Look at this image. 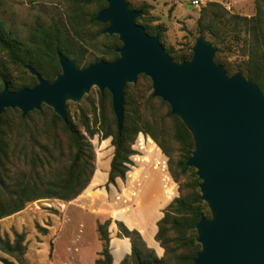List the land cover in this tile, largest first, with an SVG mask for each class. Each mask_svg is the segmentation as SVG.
Returning <instances> with one entry per match:
<instances>
[{
    "label": "trees",
    "instance_id": "1",
    "mask_svg": "<svg viewBox=\"0 0 264 264\" xmlns=\"http://www.w3.org/2000/svg\"><path fill=\"white\" fill-rule=\"evenodd\" d=\"M67 1L71 10L65 15L64 21H52L46 25L36 22L22 38L5 28L0 20V53L5 58L4 61L0 60V90L4 84L10 91L32 86L36 80L26 70V65L31 66L42 78L52 79L59 72L56 52L72 59L80 67L98 60L110 61L117 56L114 52V48L120 44L117 37L102 34L105 23L94 20L96 12L106 3L103 0ZM258 3H262L264 8V0H255V15L244 17L229 14L216 2H208L196 18L195 35L203 36V32H208L210 42L216 47L212 60L228 74L226 66L217 57L220 45L227 40L229 43H240L239 36H242L240 39L243 41L245 58L235 65L233 72L239 70L264 93V9H259ZM90 4H93V9L88 12L87 6ZM128 7L140 10L141 14L135 18V22L148 35H157L163 50L173 61L188 60L191 43L180 44L177 48L165 47L162 40L165 26L148 12L149 5L140 3L132 8L128 4ZM91 27L96 28L93 34L90 33ZM96 36L106 42L97 55L87 56L84 44L88 37ZM10 66L21 71L18 76H11ZM138 77L147 81L150 90L149 79L142 74ZM136 85H125L123 117L119 129L107 90H97L96 104L86 96L91 110H80L77 124L72 121L66 107L65 121L45 105L23 116L17 109H3L0 114V218L21 210L26 203L36 199L70 200L78 195L89 185L95 173L93 150L88 138L97 132L100 134L101 148L107 146V137H110L112 146L106 182L113 183L115 178L122 180L128 170L129 156L134 153L130 145L136 134L142 132L148 135L145 159H149L153 149L167 156V170L178 184V195L167 203L156 221L153 238L163 249L160 257L145 246L135 229L127 228L121 221H114L120 234L129 240V254L118 264H193L199 248L194 240V224L201 215L208 216L206 205L199 198V181L194 169L184 165V160L193 149V141L181 120L170 113L168 105L159 97L148 93L145 100L139 102ZM154 102L164 108L162 115L152 111ZM149 109L151 111L148 112ZM108 112L111 117H108ZM166 119L169 121L167 129L164 124ZM138 141L141 143V138ZM171 152L176 153L173 160ZM101 157L98 158L99 176L91 191L98 192L104 198V194L95 189L107 166ZM135 174L136 171L133 172ZM164 183L169 199L173 195V183L167 175L164 176ZM107 205L112 208L113 203ZM109 223L110 218L96 223L95 231L101 249L94 264H112L108 248ZM0 251L12 256L18 264H28L23 257V233H15L11 241L0 234ZM0 261L8 263L5 258H0Z\"/></svg>",
    "mask_w": 264,
    "mask_h": 264
},
{
    "label": "water",
    "instance_id": "2",
    "mask_svg": "<svg viewBox=\"0 0 264 264\" xmlns=\"http://www.w3.org/2000/svg\"><path fill=\"white\" fill-rule=\"evenodd\" d=\"M94 20L119 46L110 61L83 67L56 52L59 72L35 77L30 87L0 90V114L17 109L23 116L51 108L63 121L66 101L78 102L91 87L107 90L116 127L123 117L125 85L139 74L151 95L164 101L189 131L193 149L184 165L194 169L199 198L208 216L194 224L199 245L193 264H264V93L240 71L227 74L212 57L216 47L196 34L186 61H173L158 41L135 22L141 13L126 0H103Z\"/></svg>",
    "mask_w": 264,
    "mask_h": 264
},
{
    "label": "rangeland",
    "instance_id": "3",
    "mask_svg": "<svg viewBox=\"0 0 264 264\" xmlns=\"http://www.w3.org/2000/svg\"><path fill=\"white\" fill-rule=\"evenodd\" d=\"M126 2L132 8H136L140 3H146L149 5V8L147 9L148 12L151 13V9H153L155 17H158L161 21L165 22V32L162 39L165 47L173 46L177 48L180 44H192V36L196 33V18L198 17L200 10L206 6L208 2L218 3L229 14L244 16L243 13H247L248 16L244 17L255 15V0H205L204 4L199 5L198 7L188 5L190 4V0H126ZM258 5L259 9H264L262 3H258ZM92 9L93 4L87 6L88 12ZM70 10L71 7L67 0H0V20L3 26L12 30L13 33L20 38L25 37L36 22L46 25L52 21H64L65 15L68 14ZM95 29V27H91L90 33L93 34ZM203 36L210 41L211 36L207 31L203 32ZM240 37L242 38V36H239L238 42L240 43H236L234 41L229 43L227 40L225 44L220 45L221 50L217 54V57L224 63L229 74L233 73V70L236 68L235 65L245 58L243 55L244 45ZM88 38L87 43L84 44L85 54L92 57L97 55L102 50V44L105 43L106 40L100 36ZM227 46L230 48H227ZM4 59V55L0 53V60L4 61ZM20 72V70L10 66V74L12 77L18 76ZM134 83H137L135 92H137V96L140 100L139 102H141L145 100L148 93H151V86L149 90L147 88V81L138 76ZM96 92L97 89L95 87H91L88 93L84 94L78 102L66 101L65 107L74 123L77 124V117L80 110H83L84 112H90L91 110V106L86 96L93 99L96 104ZM151 109L152 111L154 110V112L156 111L155 113L158 115H162L164 112V108L157 106L155 102L151 105ZM151 109H149L148 112L151 111ZM107 115L108 117H111L109 112ZM164 124L166 129L169 128V121L167 119ZM99 135L100 134L97 132L88 138L93 150L94 169H96L89 185H86L87 188L85 186L78 195L70 200L40 198L28 202L22 208L26 209L24 217L22 218L45 219L43 220V225H50V221L48 219H54V221H57L58 219H88V216L82 215V213H90L92 217H95V219H101V222L110 218L111 220L107 226V231L111 240L112 252L115 258L121 257L117 262L113 259L112 264H118L129 254L127 246V244H129V240L127 237L120 234L116 224L113 223V219L122 218L126 220L127 224H130L128 220L135 218L133 213L128 214L130 209L140 210L142 214L138 217L140 219H144L146 222L150 221L152 218L154 219L157 215L154 213V210L156 209L158 202L161 200V197H163L159 185L160 177L161 187L164 191L163 173L159 170H157L158 173L155 170H151L154 167L153 161L151 159H145L146 138L148 135L138 132L130 145L131 149L134 150V153L129 156L130 162L128 163V170L125 172L124 178L122 180L115 178L113 183H107L106 178L108 163L112 155V146L110 144V137H107L105 138L107 140V146L105 148H101ZM139 138H141V143L138 141ZM152 152H156L161 156L157 159V161H155V167H161L164 172V176L167 174L173 183V195L169 199V193L166 192L165 199H168L169 202L172 198L178 195V184L172 180L167 170V156H165L161 151L159 153L157 149H153L150 152V155ZM99 156H102L101 159L105 161L107 166L102 173L101 181L95 189L100 190L104 194V198L98 192L91 191V188L95 186L99 176ZM171 156L172 160L175 159L176 153L171 152ZM135 169H139L140 172L149 171V176L145 182L144 180L142 181L141 185H139V180L141 178L131 179L130 174ZM130 180H132V182H129ZM181 180H183V178H181ZM92 202H95L96 204H91L90 207L86 205ZM105 202H115L116 204L114 203L113 207L108 209L109 207ZM167 203L160 207L161 212ZM104 204L106 206L105 208ZM76 207L81 209L83 212L78 214ZM0 219V234L6 236L11 241L15 232L10 233V220H5L10 219V215ZM145 221L144 223H146ZM43 229V227L38 226L33 220H31L29 223L27 241L25 239V233L21 232L23 233V243L26 242L31 245L40 242L37 235H42V232H44L42 231ZM147 240L150 242V238ZM47 242L49 244L51 243L50 240ZM145 246L152 249L146 244ZM49 248H51V246ZM162 254L163 249L161 254L155 255L160 257ZM44 263V260L37 259V262L34 264Z\"/></svg>",
    "mask_w": 264,
    "mask_h": 264
},
{
    "label": "crops",
    "instance_id": "4",
    "mask_svg": "<svg viewBox=\"0 0 264 264\" xmlns=\"http://www.w3.org/2000/svg\"><path fill=\"white\" fill-rule=\"evenodd\" d=\"M150 14L155 16L153 9H151ZM243 15L248 16L247 13H243ZM156 18L158 22H161L163 23L164 26H166L164 24L165 22L161 21L160 18L158 17ZM159 157H161L160 154L156 152H152L151 155L149 156V160L151 159L154 164V167L151 170H155L156 172L157 170L161 171L163 173V181H164V172L162 168L155 167V161H157ZM134 171H136L135 175H133ZM134 171L131 172L130 174L131 179L133 180L136 178H141L139 180L140 181L139 185H141L143 180L145 182V180L149 176V171L140 172L139 169H135ZM132 180H130L129 182H132ZM159 185L163 197H161V200L158 202V205L154 210V213L157 214L154 219L152 218L148 222H146L144 219H140L138 216H141L142 213L138 209H130V211L128 212V214L133 213L135 217L134 219H129V220L127 219L130 222V224H127L126 220L122 218L113 219V223L115 220H118L121 221L127 228L135 229L139 233L145 244L148 247L152 248L155 254L157 255L161 254L162 249L153 238L156 231V221L162 215V212L160 211V207H162L168 202V199H165L166 191H165L164 183H163L164 191L162 190L161 187L160 177H159ZM91 204H96V203L92 202L86 205L90 207ZM105 207L106 206L104 204V208ZM77 210H78L77 211L78 214H81V212H83L79 208H77ZM25 212L26 209H21L13 214H10V219H5V220H10V233L23 232L25 233L26 241L28 240L27 235L29 231V223L31 220H33L34 223H36L38 226L44 228L42 230L44 231L42 232V235H37V237L40 239V242L31 245L24 242L23 257L28 264L36 263L37 259L44 260L45 261L44 264H94L93 262L98 257V253L101 249V243L97 238L95 227L97 222H101V219H95V217H92L90 213H84V214L82 213V215L88 216V219H58L57 221H54V219H48L50 221V225H43V220L45 219H23L22 217H24ZM144 221L146 223H144ZM108 237H109V233H108ZM149 238H150V242H148L147 240ZM49 240L51 242L50 244L47 242ZM50 246L51 248H49ZM127 246L129 251V244H127ZM108 248L112 260L114 259V261L117 262L121 257L115 258V256L113 255L110 238L108 242ZM0 258H5L8 261L7 264H18L12 256H9L1 251H0ZM0 264H4V263L0 261Z\"/></svg>",
    "mask_w": 264,
    "mask_h": 264
},
{
    "label": "built area",
    "instance_id": "5",
    "mask_svg": "<svg viewBox=\"0 0 264 264\" xmlns=\"http://www.w3.org/2000/svg\"><path fill=\"white\" fill-rule=\"evenodd\" d=\"M205 0H190V5L198 7L199 5L204 4Z\"/></svg>",
    "mask_w": 264,
    "mask_h": 264
}]
</instances>
